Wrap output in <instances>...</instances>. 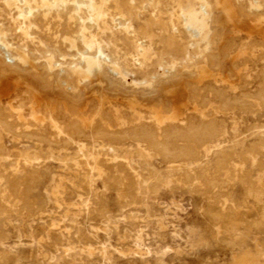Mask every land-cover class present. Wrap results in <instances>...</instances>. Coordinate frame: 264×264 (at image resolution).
I'll use <instances>...</instances> for the list:
<instances>
[{
    "label": "rangeland",
    "instance_id": "rangeland-1",
    "mask_svg": "<svg viewBox=\"0 0 264 264\" xmlns=\"http://www.w3.org/2000/svg\"><path fill=\"white\" fill-rule=\"evenodd\" d=\"M26 1L0 0V40L9 46V53H25L28 71L45 62H52L55 69L62 68L60 77L66 86L80 88L82 103L93 100L88 110L97 102L111 100L118 105L117 100L109 97L100 75L92 74L82 82L71 70L79 62L78 56L73 55L74 49L64 42L72 0L61 8L55 7L49 15L39 8L41 0ZM208 1L214 19L208 24L211 30H216L218 24L224 35L235 31L245 39L253 33L257 54L263 57H252L247 65L246 76L254 89L255 77L264 64V7L246 16L230 1ZM257 1L264 4V0ZM93 2L101 7V18L91 22L85 6L80 7L78 14L81 21L92 23L91 31L97 34V46L105 63L109 67L117 64L129 77L142 79L161 77L174 62L172 71L178 74L177 79L157 82V90L173 101L180 114L179 122H187L191 117L199 120L198 107L180 96V66L193 62L198 49L187 34H172L170 21L177 8L174 0ZM181 5L198 8L199 2L182 0ZM113 19L123 24L116 25ZM29 23L37 27L28 28ZM46 24L60 52L45 45L44 37H40ZM142 36L148 47L144 56L135 47L136 39ZM76 45L81 46L80 42ZM195 62L196 66L191 68L204 81L214 75L228 78L229 64L217 70L202 64V60ZM107 71L114 76L110 69ZM26 82L35 83L28 72L0 76L1 108L13 109L16 116L25 119L44 117L43 126L50 128L51 120L44 112L48 97L41 91L29 93ZM51 86L55 87L53 80ZM236 94L239 96L240 91ZM58 95L54 91L49 93L51 97ZM117 99L127 104L128 110L129 106L140 107L138 102L119 96ZM216 119L223 129L219 142L235 153L231 161L233 171L249 173L255 186L264 183L263 155L249 157L245 162L237 156L242 147H249L264 133V107L254 113L219 112ZM47 136L51 139L16 140L0 128V264H264V223H253L259 219L256 203L246 194V184L237 177L214 187L197 180L181 184L173 179V165L143 143L126 140L124 148L118 147L113 157L105 155L97 162L91 155L101 145L94 142L90 129L72 142H67L63 133ZM202 155L203 162L214 165V155ZM10 178L22 183L12 198L8 197ZM144 179L149 184L143 186ZM150 184L155 185L153 189Z\"/></svg>",
    "mask_w": 264,
    "mask_h": 264
},
{
    "label": "bare ground",
    "instance_id": "bare-ground-1",
    "mask_svg": "<svg viewBox=\"0 0 264 264\" xmlns=\"http://www.w3.org/2000/svg\"><path fill=\"white\" fill-rule=\"evenodd\" d=\"M18 1L27 2L26 0ZM227 1L236 5L240 14L246 16H249L252 10L264 7V4H260L257 0L251 3L244 0ZM65 2L67 0H41L39 8L47 15L55 7L61 8ZM174 2L177 8H174L170 21L172 34L179 36L187 34L198 49V52L193 56V62L180 66L183 86L180 96L186 102L198 107L199 120L191 117L187 122H179L180 114L175 110L173 101L157 90L155 85L157 82L165 79H177L178 74L172 71L175 67L174 62L167 66V71L162 72L161 77L157 75L151 78L144 76L142 79L129 77L117 64L109 67L104 61V54L97 46V34L91 31L92 23L81 21L78 14L80 7L85 6L89 13L88 19L94 22L103 15L101 7H97L93 0H72L73 10L69 16L64 42L69 44V49H74L73 55L78 56L79 62L72 65L71 70L81 77L80 81L82 82H86L92 74L100 75L107 86L109 97L117 100L118 105L111 100L103 103L97 102L91 110H88V104L93 100L90 99L86 103H82L83 95L80 88L66 86L60 77L62 68L55 69L52 62H45L28 71L25 67L28 63L26 54L18 52L12 55L7 49L8 45L0 40V76L28 72L35 83L26 82L27 91L31 94L34 91H41L48 97L45 101L44 112L52 123L50 128H46L43 126L44 117L34 116L25 119L20 115L16 116L13 109L3 110L0 106V128L7 134H11L12 138L16 140L21 137L35 138L38 141L50 140L51 138H48L47 134L51 137L55 132H58L65 135L67 142L85 136L86 130L90 129L94 142L101 145L91 155V158L97 162L102 161L105 155L113 157L118 147L124 148L126 140L143 143L148 149L155 151L173 165L174 168L171 170L173 179L181 184L197 180L214 187L237 177L240 182L246 184V194L250 198L252 197L256 203L259 219L253 223L261 225L264 223V183L255 186L249 173L236 174L233 171L231 161L235 153L232 148L219 142V138L223 136V129L218 127L216 114L219 112L227 114L234 110L254 113L264 107V64L255 77L257 85L254 89H252V80L246 76L247 65L252 57L259 60H263V57L257 54L258 46L253 41L255 40L252 37L253 33H250L245 39L237 36L235 31L227 32L228 35H224L225 31L218 24L214 31L208 27L209 22L214 21L212 11L208 7V0H198V8L183 6L181 5L182 0H174ZM190 2L187 1L188 4ZM76 20L77 24H75ZM113 21L116 25L123 24L119 19H113ZM180 25L184 28L181 29ZM44 26V30L40 31V37H44L42 38L43 42L60 52L59 46L55 43L54 34L49 33L50 28L47 27V24ZM27 27L33 28L37 25L29 23ZM1 32L0 30V36ZM198 36L200 39H193ZM76 42H80V48ZM135 47L141 55L146 54L148 47L144 36L136 39ZM80 50L88 51L89 54H83ZM199 60H202V64L217 70L221 69V66L229 64L228 78L224 79L216 75L206 81L203 77L199 78L200 76L198 77L191 68L196 66L195 61ZM108 69L114 73V76L109 74ZM52 80L55 82V87L51 86ZM88 89H91V86H88ZM134 89L136 93H134ZM166 89L168 88H165L167 92ZM51 91L57 92L59 95L51 97L49 96ZM236 91H240L239 96ZM117 96L131 102H138L140 107L129 106L128 110L127 104L117 99ZM215 141L217 142L215 143ZM203 152L215 156L214 165L207 160L203 162ZM257 154H262L264 157V133L259 134L257 140H254L249 147H242L237 156L242 162H245L249 157L253 158ZM211 165L212 172L210 171ZM261 165L264 166V160ZM150 174L155 176L153 169H150ZM9 181L11 191L8 197L12 198L17 195L22 183L20 184L15 178H10ZM142 183L145 186L149 184V180L144 179ZM23 184L28 183L24 182ZM32 186L33 184L31 187L26 186L28 191ZM154 186H151L152 189Z\"/></svg>",
    "mask_w": 264,
    "mask_h": 264
}]
</instances>
